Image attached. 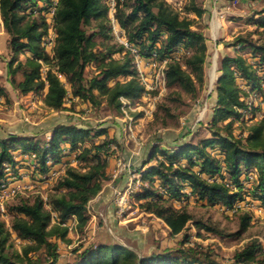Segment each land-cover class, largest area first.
<instances>
[{
	"label": "trees",
	"instance_id": "1",
	"mask_svg": "<svg viewBox=\"0 0 264 264\" xmlns=\"http://www.w3.org/2000/svg\"><path fill=\"white\" fill-rule=\"evenodd\" d=\"M107 1L0 0V15L8 34L10 53L7 70L13 88L20 95H27L46 87L43 101L55 111L65 108L66 99L76 98L97 106L101 103L99 96H102L108 110L114 112H120L122 98L141 99L145 90L138 80L131 51L122 43L117 48L114 44H103V48L97 44V37H109L111 7ZM113 1V18L127 43L136 47L143 59L150 58L153 52L159 59L167 58L164 69L166 86H177L194 94L195 82H202L207 51L202 32L192 28L191 20L180 18L165 0ZM38 2L54 7L52 54L43 46L49 29L44 14L47 7H38ZM187 9L197 16L204 12L193 0ZM260 12L264 13V9ZM92 22L96 23L95 30L88 33ZM257 23L261 30L253 33L256 38L252 33L235 38V44L240 45L241 50L248 53V58L255 60L254 63L241 54L221 58L215 83L211 135L196 142H178L170 150L152 146L148 160H143L141 168L136 171L140 182L146 184H141L135 191V199L144 210L162 218L173 234L180 233L188 221L193 220L186 209L173 205L174 200L187 196L186 188L198 200L235 212L242 210L236 207V203L243 201L245 193L264 205V117L250 126L245 139H239L229 131L234 121L241 117V110L248 108L244 97L260 91L264 82V77L257 71L259 65H264V17ZM180 49L184 53L176 58ZM21 53H29L25 62L17 58ZM116 53L121 57L116 58ZM181 59L185 60L183 65ZM40 60L53 65V69L46 70L44 77ZM89 67L94 69L93 74L86 76ZM18 72L21 78L17 81ZM239 80L243 81L246 90L238 84ZM67 118L53 123L44 135L9 130L0 134V186L6 184V169L16 173L15 152L18 151L20 155H28V167L39 176H48L54 165L62 163L65 150L70 153L78 150L75 161L81 162L80 165L66 162V168L57 176L53 192L46 201L35 197L8 206L7 211L12 216L9 229L0 221V264H23L22 259L12 258L6 252L11 232L20 239L31 241L35 248L45 250L49 256L48 264H60L57 241L67 235L64 224L72 216L77 217L81 226L87 221V204L101 190L102 181L107 177L108 147L119 141L115 136H106L108 126L104 123L77 124L71 121V116ZM225 120L228 121L226 133L222 134L215 126ZM102 136L98 143L93 141ZM87 140L90 146L82 147ZM154 158L156 162L146 166ZM244 183L248 184V190ZM250 220L249 212L241 211L237 230L231 235L242 234ZM193 222L199 229L217 231L198 220ZM185 242L184 237L181 243ZM63 264L224 263L199 246L164 249L140 256L133 248L108 240L87 246L76 253L73 261ZM230 264H264L261 242L256 238L247 241L235 251Z\"/></svg>",
	"mask_w": 264,
	"mask_h": 264
},
{
	"label": "rangeland",
	"instance_id": "2",
	"mask_svg": "<svg viewBox=\"0 0 264 264\" xmlns=\"http://www.w3.org/2000/svg\"><path fill=\"white\" fill-rule=\"evenodd\" d=\"M165 1L180 18L191 20L192 28L199 29L205 38L207 51L202 66V82H195L194 94L177 86L167 87L164 69L168 59H159L155 52L148 59L141 58L136 47L128 44L125 37H122V31L113 20L114 1L108 0L111 7L109 37H97V44L101 48L103 44H114L116 48L117 45L124 44L132 53L138 80L145 90L144 96L139 100L122 98L120 112L108 110L102 96H99L101 103L97 106L89 105L76 98L66 99L65 108L55 111L48 108L43 101L46 87L37 93L20 95L13 88L8 75L7 63L10 59L7 45L8 34L4 30L0 15V134L9 130L44 135L43 133H46L53 123L71 116V121L77 124L104 123L108 126L106 136L109 138L115 136L119 141L118 144L108 145L107 177L102 181L101 190L87 204L86 223L81 226L77 217L72 216V219L70 218L64 224L68 229L67 235L63 240L57 241L60 264L73 261L76 253L89 245L108 240L131 247L140 256L164 249L199 246L224 264L232 263L235 251L253 238L258 239L264 249V205L255 200L251 194L245 193L243 201L236 203V207L242 209L241 211L249 212L251 216L246 230L237 236L231 234L237 230L238 216L241 211L235 212L236 210H226L220 205H209L206 201L198 200L190 194L188 188L184 190L188 192L187 196L182 200L173 201L174 207L186 209L193 216V220L211 225L217 231L199 229L193 220H190L184 230L173 234L162 218L144 210L140 202L135 199V191L140 189L141 184H146L140 182L136 171L141 168L143 160H148L149 149L152 146L170 150L178 142H196L202 137L211 135L214 128L210 122L215 106V83L219 75L221 58L225 55L241 54L250 63H254L255 60L248 58V53L241 50L240 45L235 44V38L248 33H252V37L256 38L257 35L253 33L261 30L257 20L264 17V13L260 12L264 9V0H193L196 6L204 9L201 16L187 9L191 0ZM205 2L210 4L211 9L205 10L203 7ZM37 6L47 7L44 14L49 29L44 37L43 46L52 54L55 39L52 27L54 7H49L44 2H38ZM95 24L92 22L88 26V33L95 30ZM183 53L184 51L180 49L175 57L180 58ZM28 55L29 53H21L17 58L25 62ZM115 57L120 58L121 54L116 53ZM184 61L181 59L182 65ZM40 62L44 77L46 70L53 69V65L42 60ZM93 70L89 67L86 70V76L93 74ZM257 71L264 77V65H259ZM212 72L214 78H212ZM20 78L21 73L18 72L15 80L18 81ZM60 79L66 85L63 77L60 76ZM238 84L243 90L247 89L243 81L239 80ZM244 98L248 108L241 110V117L234 121L229 130L239 139H245L250 126L264 117V82L260 91L250 93ZM227 122V120L219 121L215 128L224 134ZM103 137L94 138L93 141L98 143ZM90 144L87 140L81 146H90ZM78 153V150L71 153L65 150L62 163L54 165L49 175L45 177L32 172V169L28 167L30 164L28 155H20L19 151L15 152L18 162L16 173L9 168L6 169V184L0 186V221L4 222L7 229L10 227L12 217L7 211L8 206L21 199L31 200L35 197H41L46 201L49 194L53 192L57 176L66 168V162L73 165L81 164L75 161ZM130 154L134 165L128 167L127 179L123 185H119L114 181L111 170L115 173L121 167L118 161L127 162ZM156 158L146 166L155 163ZM111 162L112 169H108ZM182 162L185 163L184 160ZM244 184L246 189L249 188L247 183ZM119 189L121 196L126 199V204L121 210L116 205L115 191ZM51 223L54 221L52 220ZM184 237L186 242L182 244ZM6 252L12 258L22 259L23 264H48L49 261L45 250L35 248L31 241L20 239L13 232L10 233L6 243Z\"/></svg>",
	"mask_w": 264,
	"mask_h": 264
},
{
	"label": "built area",
	"instance_id": "3",
	"mask_svg": "<svg viewBox=\"0 0 264 264\" xmlns=\"http://www.w3.org/2000/svg\"><path fill=\"white\" fill-rule=\"evenodd\" d=\"M119 27V26H118ZM121 31V30H120ZM122 37H124V35L122 34ZM118 164L120 165L121 164V167H119L115 173H113V177L117 176L120 172H122L123 170H127L128 171V167H131V165L128 163V162H121V161H118ZM116 195H117V198H116V205L118 206V209H123L124 208V205H125V202L121 196V191L120 189L119 190H116L115 191ZM3 203V202H2Z\"/></svg>",
	"mask_w": 264,
	"mask_h": 264
},
{
	"label": "crops",
	"instance_id": "4",
	"mask_svg": "<svg viewBox=\"0 0 264 264\" xmlns=\"http://www.w3.org/2000/svg\"><path fill=\"white\" fill-rule=\"evenodd\" d=\"M203 7L205 8V10L211 9L210 4H206V2L203 4ZM127 156H128V155H127ZM131 159H132V155L130 154V156H128V161H127V162L132 166V165H134L133 162H132V161H134V160L131 161ZM54 168H55V167H54ZM108 169H112V162H111V165L109 166ZM111 171H112L111 173H112V175H113L114 170H111ZM128 173H129V171H127V170H123V171L120 172L117 176H115L113 179H114L115 182H118L119 185H123V183H124V182L126 181V179H127Z\"/></svg>",
	"mask_w": 264,
	"mask_h": 264
},
{
	"label": "bare ground",
	"instance_id": "5",
	"mask_svg": "<svg viewBox=\"0 0 264 264\" xmlns=\"http://www.w3.org/2000/svg\"><path fill=\"white\" fill-rule=\"evenodd\" d=\"M114 20V19H113ZM217 26V25H216ZM125 41V40H124ZM137 57V56H136ZM141 59V58H140ZM139 63H140V61H139ZM138 63V64H139ZM214 72V71H213ZM212 72V78H214V73ZM138 181V180H137ZM136 187V186H135ZM124 192V191H123ZM129 195V194H128ZM122 198H123V200H124V202H126V199H125V197L124 196H122ZM126 204V203H125ZM121 210V209H120ZM72 219V218H71Z\"/></svg>",
	"mask_w": 264,
	"mask_h": 264
}]
</instances>
